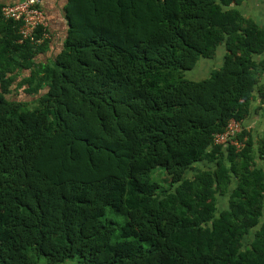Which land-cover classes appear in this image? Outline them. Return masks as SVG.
Returning <instances> with one entry per match:
<instances>
[{"label":"trees","instance_id":"1","mask_svg":"<svg viewBox=\"0 0 264 264\" xmlns=\"http://www.w3.org/2000/svg\"><path fill=\"white\" fill-rule=\"evenodd\" d=\"M233 1L67 0L48 63L0 16V264H264V172L212 144L264 51Z\"/></svg>","mask_w":264,"mask_h":264},{"label":"crops","instance_id":"2","mask_svg":"<svg viewBox=\"0 0 264 264\" xmlns=\"http://www.w3.org/2000/svg\"><path fill=\"white\" fill-rule=\"evenodd\" d=\"M19 0H0V7ZM67 0H41V6L46 14L48 37L46 46L36 55V63H48L59 51L66 37L68 24L65 19L64 6ZM231 7L239 10L241 15L250 20L258 28L264 29V0H236ZM221 50L211 59H201L191 75L195 78L208 77L213 69L223 64L224 53ZM255 62L254 84L248 103V113L241 120L246 137L252 145L254 167L264 172V51L253 55Z\"/></svg>","mask_w":264,"mask_h":264},{"label":"built area","instance_id":"3","mask_svg":"<svg viewBox=\"0 0 264 264\" xmlns=\"http://www.w3.org/2000/svg\"><path fill=\"white\" fill-rule=\"evenodd\" d=\"M0 16L5 21H13L18 24V42L26 40L36 45L43 43L47 37L48 20L41 6V0H19L0 7ZM41 33L38 35L37 31ZM241 120L231 118L223 131L216 132L212 137L213 145L233 146L237 151L245 146L247 140L243 132Z\"/></svg>","mask_w":264,"mask_h":264},{"label":"rangeland","instance_id":"4","mask_svg":"<svg viewBox=\"0 0 264 264\" xmlns=\"http://www.w3.org/2000/svg\"><path fill=\"white\" fill-rule=\"evenodd\" d=\"M26 98H28L27 101L34 100V98H32V99L30 97H26ZM36 105H37V102H35V101L31 102V103H27V107L30 108V109L34 108ZM190 175L191 174H189L188 176H190ZM163 177L164 176H163V173H162L161 170H156V171H154V173H152V178L155 179V180H159L160 181V179H162ZM115 218L118 219V223H122L123 222V216L117 215V216H115Z\"/></svg>","mask_w":264,"mask_h":264}]
</instances>
